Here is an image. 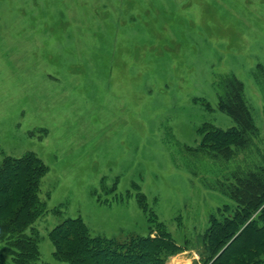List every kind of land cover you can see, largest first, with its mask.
Listing matches in <instances>:
<instances>
[{
  "label": "rangeland",
  "instance_id": "obj_1",
  "mask_svg": "<svg viewBox=\"0 0 264 264\" xmlns=\"http://www.w3.org/2000/svg\"><path fill=\"white\" fill-rule=\"evenodd\" d=\"M228 76L258 136L213 164L194 149L205 124L233 125L216 109ZM26 154L47 168L44 264H65L48 233L75 218L117 241L160 226L181 248L165 264H206L231 204L216 181L264 159V0H0V164Z\"/></svg>",
  "mask_w": 264,
  "mask_h": 264
},
{
  "label": "trees",
  "instance_id": "obj_2",
  "mask_svg": "<svg viewBox=\"0 0 264 264\" xmlns=\"http://www.w3.org/2000/svg\"><path fill=\"white\" fill-rule=\"evenodd\" d=\"M217 110L233 122L229 129L212 125L200 128L194 151L215 162L233 164L238 154L252 146L258 130L242 85L233 76L217 83ZM46 166L33 154L4 158L0 164V264H44L38 249L36 219L45 212L39 192ZM226 172V171H225ZM223 181L225 205L210 217L202 236L206 264L264 263V159L254 169L232 168ZM222 178V177H221ZM150 222V216L148 218ZM144 236L117 241L94 236L80 218L67 219L48 233L52 258L65 264H165L181 249L163 228ZM155 231L156 236L151 237Z\"/></svg>",
  "mask_w": 264,
  "mask_h": 264
},
{
  "label": "crops",
  "instance_id": "obj_3",
  "mask_svg": "<svg viewBox=\"0 0 264 264\" xmlns=\"http://www.w3.org/2000/svg\"><path fill=\"white\" fill-rule=\"evenodd\" d=\"M192 259V258H191ZM183 264H190V262L187 260H185V262H183ZM192 264V263H191Z\"/></svg>",
  "mask_w": 264,
  "mask_h": 264
}]
</instances>
